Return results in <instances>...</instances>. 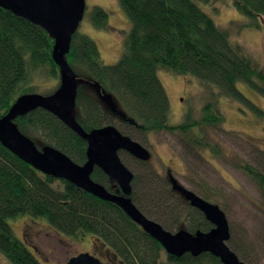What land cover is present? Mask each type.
Segmentation results:
<instances>
[{"label": "trees", "instance_id": "1", "mask_svg": "<svg viewBox=\"0 0 264 264\" xmlns=\"http://www.w3.org/2000/svg\"><path fill=\"white\" fill-rule=\"evenodd\" d=\"M221 1L117 0L130 29L113 65H104L95 43L76 30L65 56L77 82L72 118L85 133L111 126L139 145L146 144L150 135L167 133L190 155L203 158L205 152L224 161L255 184L261 196L257 205L264 214V173L240 158L230 163L206 135L208 130H220L224 123L218 108L220 98L237 103L258 120L264 119V109L236 88L241 83L264 100L263 69L232 41V27H218L198 6ZM230 1L246 20L235 27L236 33L264 27V0ZM107 19L105 11L93 7V27L105 29ZM53 45V39L42 28L0 8V119L20 96H48L56 91L59 77L52 60ZM159 71L193 80L200 86L206 100L198 116L188 108L178 124L169 123V102L157 76ZM50 82L53 85L48 91L40 92ZM82 83L95 87L100 96H110L113 106L106 107L83 91ZM14 125L38 149L51 147L79 166L86 162V142L52 114L36 109L16 118ZM259 152L264 157V149ZM123 153L118 152V158L133 175L129 198L146 219L171 234L176 229L191 235L212 229L185 200L181 211L168 212L164 197L177 199L174 184L156 175L147 162L128 155L144 168L137 174L125 163ZM90 179L107 192L120 195L115 182L99 169H93ZM211 196L203 193L201 199L216 206L218 202ZM19 216L42 219L53 231L66 236L79 232L90 235L104 264H221L208 253L180 258L167 255L116 205L64 180L41 174L0 144V264H42L7 224ZM226 245L240 262L253 264L249 249L237 248L230 237Z\"/></svg>", "mask_w": 264, "mask_h": 264}, {"label": "rangeland", "instance_id": "2", "mask_svg": "<svg viewBox=\"0 0 264 264\" xmlns=\"http://www.w3.org/2000/svg\"><path fill=\"white\" fill-rule=\"evenodd\" d=\"M84 3L83 18L77 31L95 43L104 65H113L120 57L124 37L130 29L129 21L119 8L117 0H84ZM198 6L218 27H232L229 30L232 41L240 45L245 54L264 71V27L261 30L244 29L236 33L235 27L246 23V20L233 9L230 0L208 5L199 3ZM93 7L102 9L108 15L105 29L93 27L90 20ZM157 76L169 102L171 125L178 124L188 108L198 116L199 109L206 100L199 85L193 80L165 71H159ZM51 85L53 82L44 84L40 92L48 91ZM81 86L83 91L93 95L104 106H109L101 99L95 87L83 83ZM236 88L246 99L264 109L261 97L241 83L236 84ZM218 108L224 117V123L220 130H208L206 135L222 149L230 163L240 158L264 173V157L259 152L264 149V119H256L237 103L226 98L219 99ZM141 146L150 154L148 167L160 178H168L182 191L194 193L200 198L203 193L213 195L211 198L218 202L215 203L216 207L227 220L232 244L239 249H249L253 264H264V214L257 205L261 202V196L247 176L205 152L201 154L203 158L190 155L176 138L167 133L150 135L148 142ZM122 157L134 172L140 174L143 171L144 168L133 163L128 155L123 153ZM176 196L177 199L164 197L165 206L170 213L179 212L184 206L181 204L184 196L179 191H176ZM167 223L172 225L170 220ZM7 224L14 236L42 264H64L80 253H88L104 262L103 258L98 257L100 253L93 248L90 235L79 232L75 236H66L53 231L44 220L29 216H19L8 220ZM177 232V229L172 231L173 234Z\"/></svg>", "mask_w": 264, "mask_h": 264}, {"label": "water", "instance_id": "3", "mask_svg": "<svg viewBox=\"0 0 264 264\" xmlns=\"http://www.w3.org/2000/svg\"><path fill=\"white\" fill-rule=\"evenodd\" d=\"M0 8L39 26L53 39L52 60L58 69L59 77V86L51 95L28 94L17 98L8 113L0 119V144L41 174L64 180L102 201L116 205L169 256L180 258L189 254L197 257L208 253L221 264H244L226 245L230 236L225 215L218 207L194 193L182 191L170 179L174 189L184 196L189 207L200 212L212 229L207 233L198 231L192 235L185 231L171 234L146 219L129 198L133 175L120 162L117 153L122 151L137 161L148 162L149 152L111 126L85 133L72 118L77 82L75 73L65 61V56L69 51L71 36L83 18L84 0H0ZM100 97L109 107L113 106L110 96ZM36 109L52 114L86 142V162L83 165L74 164L51 147L38 149L16 129L15 119ZM94 168L115 182L120 195L107 192L104 187L90 179ZM64 264L104 263L93 255L80 253L69 258Z\"/></svg>", "mask_w": 264, "mask_h": 264}, {"label": "flooded vegetation", "instance_id": "4", "mask_svg": "<svg viewBox=\"0 0 264 264\" xmlns=\"http://www.w3.org/2000/svg\"><path fill=\"white\" fill-rule=\"evenodd\" d=\"M98 257H100V259H101V257H102V256L98 255ZM105 257H106V256H105ZM103 263H104V262H103ZM114 264H117V263H116V262H114Z\"/></svg>", "mask_w": 264, "mask_h": 264}, {"label": "bare ground", "instance_id": "5", "mask_svg": "<svg viewBox=\"0 0 264 264\" xmlns=\"http://www.w3.org/2000/svg\"><path fill=\"white\" fill-rule=\"evenodd\" d=\"M56 90V89H55ZM33 94V93H32ZM35 94V93H34ZM27 95V94H26ZM59 152V151H58ZM61 153V152H60ZM164 251V250H163Z\"/></svg>", "mask_w": 264, "mask_h": 264}]
</instances>
